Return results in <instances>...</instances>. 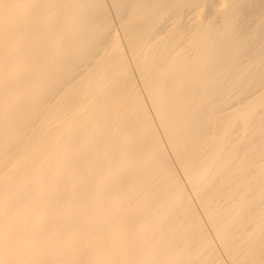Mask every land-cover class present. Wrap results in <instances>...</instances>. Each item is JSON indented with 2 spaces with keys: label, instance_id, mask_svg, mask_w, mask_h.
<instances>
[{
  "label": "bare ground",
  "instance_id": "obj_1",
  "mask_svg": "<svg viewBox=\"0 0 264 264\" xmlns=\"http://www.w3.org/2000/svg\"><path fill=\"white\" fill-rule=\"evenodd\" d=\"M0 264H264V0H0Z\"/></svg>",
  "mask_w": 264,
  "mask_h": 264
}]
</instances>
